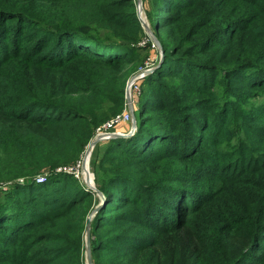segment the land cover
Returning <instances> with one entry per match:
<instances>
[{
	"label": "trees",
	"instance_id": "trees-1",
	"mask_svg": "<svg viewBox=\"0 0 264 264\" xmlns=\"http://www.w3.org/2000/svg\"><path fill=\"white\" fill-rule=\"evenodd\" d=\"M81 1L90 5L75 19L0 0V181L35 183L13 182L27 193L14 201L0 193V264H86L99 199L57 170L122 112L146 47L135 46L145 32L134 0ZM144 3L165 58L146 80L137 131L97 155L106 203L92 224L94 264H251L264 242V0ZM41 107L49 117L32 111ZM199 108L212 116L198 115L195 134L171 131L192 122L178 111ZM143 230L150 240L125 245Z\"/></svg>",
	"mask_w": 264,
	"mask_h": 264
},
{
	"label": "rangeland",
	"instance_id": "rangeland-1",
	"mask_svg": "<svg viewBox=\"0 0 264 264\" xmlns=\"http://www.w3.org/2000/svg\"><path fill=\"white\" fill-rule=\"evenodd\" d=\"M37 2H41L43 4H50V5H54L53 6V10L55 13H59V14H65V15H72L73 18L75 19H79L77 13L79 12H83L90 4L84 2V1H81V2H78V0H36ZM154 1V0H153ZM27 2H30V0H27ZM99 5H102L101 3L98 2ZM151 5V4H150ZM142 6V8L140 9V7ZM116 8L118 9V6H116ZM112 8H110V6L107 8V10H111ZM141 11H140V10ZM134 11L136 13V15L139 17V20H140V16L143 15L144 19L146 20L147 24L149 25V27L151 28V30L153 31V34L159 39L160 43H161V46L163 48V43H162V40L164 39L163 37V32L160 30V28L156 27L154 22H153V18L151 17L154 13H155V10H151V11H148V8L146 7L145 3H144V0H143V3L142 5H140L139 1L138 0H134ZM143 11L142 15H141V12ZM63 19H66V17L64 16ZM47 20L51 21L52 18H47ZM142 25V22L141 20L139 21ZM96 29L99 28V24L96 25ZM143 29H144V36L142 37V39L137 43V45H135L136 47H139L140 49L142 47H146L145 48V52H143V59L142 61L139 63H137L138 67L137 69L130 75V77L127 79V83H126V88H125V98H126V101H127V95H126V90H127V87H128V84H129V81L135 77L136 75H138L140 72L142 71H146L147 69L149 68H152V72L149 74L151 75L152 73H154L157 68L159 67L158 64H160V60H161V48L158 46V44L155 42L153 36L151 35V33L142 25ZM156 32H159V34H157ZM164 50V48H163ZM164 56H165V50H164ZM149 75L145 76L143 79V82L140 83L138 86H139V90L138 92H135V95L136 97H139V102H138V108L136 109V116H137V125L139 124V119H140V113L144 107V105L146 103L149 102L146 101L144 102V97H146V94H147V88L149 87V82H146V80L149 78ZM170 82H173L172 79L169 80ZM243 91V90H242ZM146 92V94H145ZM154 95V93H153ZM264 96H262L260 99H259V102H261L263 100ZM160 100L162 98H159ZM185 103H187V101H184ZM125 109H129V105L125 102V107H123V110L124 111ZM51 109L47 108V107H41V108H36V109H33L32 111L34 112V114H36L37 116L38 115H42V117H49L48 115H44L45 113H47V111H50ZM167 111L168 110V107L166 108ZM50 113V112H49ZM177 115H181V116H185V114H188L190 116V120L192 122L189 123L188 125V128L186 127L185 130H184V127L181 126L180 124L177 125L176 127L174 126H171L169 127L171 129L172 132H175V133H182L184 134V136L186 138H188L189 136V133H190V128L189 127H192L194 129V134L198 131L196 129V126L198 127H201V117H199L198 115H203L205 119H207L208 117L212 116V110H208V109H198V110H195V109H191V110H180L176 113ZM191 116L193 118L196 119V121H193L191 119ZM223 116H220L218 118H215L214 116V119L215 120H220ZM132 119H133V116L131 117V120L127 123L128 126H132ZM211 124V123H210ZM98 127V126H97ZM96 127V128H97ZM129 130V129H128ZM127 130V131H128ZM212 130V129H211ZM187 131H188V134H187ZM241 132L239 134H237V136L239 135L240 136ZM95 135V133H94ZM92 137L91 140H93L95 137ZM199 135V132L198 134ZM112 139V138H111ZM110 141V139H105V140H101L99 143H97L91 154L89 155V161H88V166H89V169L88 171H86V169H84V166L80 169V174L79 176H76L74 173H70V175H72L74 178V180H77V182L79 184H81L85 190L87 191H90V190H93L91 187H89L88 183V172L91 174V177L93 178V180L95 181V184L97 186V183H96V173H95V168L97 167L96 166V163L95 161L98 159L97 155L98 154H104L106 153V149L108 147H106L107 143ZM91 142V141H90ZM103 143V144H102ZM238 143V139L237 137L234 138V144ZM99 144H101L102 146H99ZM89 144L86 145L85 149L83 150V152L81 153V156H80V159L76 162L75 165L78 164V162L81 159V157L85 156V152H86V149L88 147ZM107 152H111L110 151H107ZM115 152V151H114ZM75 165H72L74 167V169H76V166ZM61 168V167H60ZM235 170V169H234ZM59 171V169L57 170ZM61 172V171H59ZM52 177V176H51ZM50 176H49V173L47 175V179L44 181V182H36V184H42V183H45L46 185L49 184V182L51 181L50 180ZM23 179H17L15 181H12L10 180L9 182H7L6 184H4L3 182L0 181V193H2L3 195H5L8 199H10L11 201H14L16 199L17 196H22V197H25L27 195L26 192H23L22 190H19L22 186H25V185H28V186H34L35 183L33 184H24V182H22ZM17 183H20V184H23L21 185V187H13L12 183L13 182H16ZM1 195V194H0ZM98 196V194H97ZM98 199H99V203L97 205H95V207L93 208V210L90 212L88 218L91 216V231H92V224L94 222V219H95V216L96 214L98 213V211L105 205L106 201L102 200L100 198V196H98ZM106 200V198H105ZM101 204V206L99 207V209L96 211V207ZM13 205H17V203H14ZM18 206V205H17ZM88 223V222H87ZM153 230H143V231H140L138 232L136 235L138 236L137 238L131 240L130 242H127L125 245H130L129 247H131V245H139V244H143L145 242H147L148 240H150L152 238V234H153ZM91 235H92V232H91ZM92 237V236H91ZM85 241H86V234H85ZM92 241V239H91ZM191 243V242H190ZM192 244V243H191ZM92 246V245H91ZM185 252H188L189 253V250L187 249ZM252 253H258V255H261V259L259 260H254L252 258V255H250V258L248 259V261H252L251 264H263L264 262V242L261 243V246L259 247L258 251L256 249L253 248L252 250ZM190 254V253H189ZM85 257H86V264H87V249H86V244H85ZM93 258V257H92ZM188 260V257L186 255H182L181 257V261L182 262H186ZM231 259H229L228 262H226L225 260L223 261H220L222 264H225V263H229ZM215 261H219L218 259L215 258ZM94 262V261H93ZM198 264V263H197ZM244 264V263H243Z\"/></svg>",
	"mask_w": 264,
	"mask_h": 264
},
{
	"label": "water",
	"instance_id": "water-1",
	"mask_svg": "<svg viewBox=\"0 0 264 264\" xmlns=\"http://www.w3.org/2000/svg\"><path fill=\"white\" fill-rule=\"evenodd\" d=\"M140 5H142L143 3V0H138ZM142 8V6L140 7V9ZM139 9V10H140ZM141 11V10H140ZM143 11L141 12V15H142ZM140 20L142 22V25L151 33V35L153 36L155 42L158 44V46L161 48V60H160V64H158V66H160L163 61H164V50L161 46V43L159 41V39L153 34V31L151 30V28L149 27V25L147 24L146 20L144 19V17L140 16ZM132 80V79H131ZM131 80L129 81V84H128V87H127V90H126V95H127V101L129 103V107L131 109V113H132V116H133V119H132V126L129 128L128 131H119V132H116L113 134V136L111 138H128L130 136H132L136 131H137V128H138V125H137V116L135 114V107L133 105V103L131 102V97H130V84H131ZM101 140H104L102 137H96L94 138L93 140H91V142L89 143L87 149H86V152H85V166H84V169L87 170V167H86V164H88V161H89V155L91 154L94 146L99 143ZM88 176V185L89 187H91L93 189V191H95L98 196H100V198L102 200L105 201V195L102 191H100L96 184H95V181L93 180V178L91 177V174L88 172L87 174ZM24 182V181H22ZM25 183V182H24ZM101 206V204H99L97 207H96V211L99 209V207ZM91 216L88 218V223H87V228H86V249H87V264H94L93 262V258H92V246H91Z\"/></svg>",
	"mask_w": 264,
	"mask_h": 264
},
{
	"label": "built area",
	"instance_id": "built-area-1",
	"mask_svg": "<svg viewBox=\"0 0 264 264\" xmlns=\"http://www.w3.org/2000/svg\"><path fill=\"white\" fill-rule=\"evenodd\" d=\"M152 68L147 69L146 71L140 72L138 75L132 78L131 84H130V97H131V102L133 105L136 102H139L136 100V95L135 92H138L139 90V84L140 80H144L143 78L147 75H149L152 72ZM126 103L129 105L128 101ZM135 107V105H134ZM132 117L131 109H125L124 111L112 116L105 122H103L100 126H98L95 129V135L94 137H102L104 140L105 139H111L114 133L119 132L118 127L122 124H127ZM82 160L78 162L76 166V169L72 165L69 166H63L59 168V171L63 173H74L76 176H79L80 174V169L85 166V156L81 157ZM47 179L45 176H40L36 178V182H44Z\"/></svg>",
	"mask_w": 264,
	"mask_h": 264
},
{
	"label": "crops",
	"instance_id": "crops-1",
	"mask_svg": "<svg viewBox=\"0 0 264 264\" xmlns=\"http://www.w3.org/2000/svg\"><path fill=\"white\" fill-rule=\"evenodd\" d=\"M136 100L139 101V97H136ZM136 104H138V102H136L134 105H135V108L137 107L138 108V105L136 106ZM135 112H136V109H135ZM130 128V126H128V124H122L118 127V130L119 131H127L128 129Z\"/></svg>",
	"mask_w": 264,
	"mask_h": 264
},
{
	"label": "bare ground",
	"instance_id": "bare-ground-1",
	"mask_svg": "<svg viewBox=\"0 0 264 264\" xmlns=\"http://www.w3.org/2000/svg\"><path fill=\"white\" fill-rule=\"evenodd\" d=\"M142 17H143V15H142ZM86 167H87V170L89 169V166H88V164H86Z\"/></svg>",
	"mask_w": 264,
	"mask_h": 264
}]
</instances>
